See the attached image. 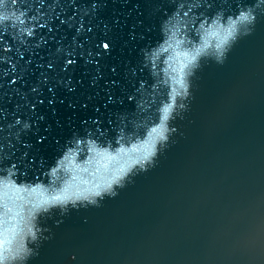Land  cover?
I'll return each mask as SVG.
<instances>
[{"label": "water", "instance_id": "obj_1", "mask_svg": "<svg viewBox=\"0 0 264 264\" xmlns=\"http://www.w3.org/2000/svg\"><path fill=\"white\" fill-rule=\"evenodd\" d=\"M249 7L251 34L223 64L201 59L154 166L99 207L40 216L26 264H264V0H17L35 31L0 26V174L32 183L77 139L143 137L167 98L164 58L145 61L165 20L180 18L190 47L201 22Z\"/></svg>", "mask_w": 264, "mask_h": 264}, {"label": "clouds", "instance_id": "obj_2", "mask_svg": "<svg viewBox=\"0 0 264 264\" xmlns=\"http://www.w3.org/2000/svg\"><path fill=\"white\" fill-rule=\"evenodd\" d=\"M16 6L17 0H0V26L15 25L18 33L31 38L35 28L26 27L31 22L25 20L21 12L14 11ZM256 7L259 8V4ZM184 16L187 17V13ZM178 21L181 22L174 13L161 24L162 42L145 56L147 63H155L161 57L164 58L160 75L161 86L167 89V98L159 104L157 119L145 129L142 138L127 144L117 138L115 147L111 143L101 144L88 137L77 139L71 147L65 148L48 169L47 183L17 182V172L12 167L5 168L3 174H0V242H3L0 243V264H26L33 256L29 244H36L39 239L37 221L40 216L56 208L63 212L78 205L99 207L98 201L105 196H115L114 189L123 188L126 180L131 182L129 177L136 170L144 172L154 166L158 153L165 149L175 132V128L170 127L171 122L187 108L181 101L190 97V78L199 68L201 59L211 58L217 64H223L226 54L237 40L251 34L256 15L251 7L240 10L234 17L225 18L218 13L210 22L204 21L198 25V42L190 47L189 42L180 36L183 31L181 24L179 34L174 31ZM214 33H219L220 39H211ZM169 41L179 43L183 52L189 54L190 62L184 69L182 85L175 82L176 74L168 65L171 57L165 55L172 48ZM165 44L168 46L164 47ZM153 129H157V133L149 138ZM149 139L151 142L146 151L129 159L123 170L104 167L106 161L101 154L115 155L121 148L143 144ZM73 160L76 161L75 166L70 167L69 161ZM33 189L44 190L47 203L34 206V201L27 199ZM57 196L59 199L53 198Z\"/></svg>", "mask_w": 264, "mask_h": 264}, {"label": "snow or ice", "instance_id": "obj_3", "mask_svg": "<svg viewBox=\"0 0 264 264\" xmlns=\"http://www.w3.org/2000/svg\"><path fill=\"white\" fill-rule=\"evenodd\" d=\"M211 39H220V34L219 33H214L211 34ZM207 44V41L205 42ZM177 47H179V43L176 44ZM180 55V54H178ZM184 57V61L180 65L179 70L176 68H172V71L176 73V80L175 82L179 85H182L183 83V72L184 69L187 67V64L190 62L189 54L188 53H183L182 54ZM165 116H166V110H165ZM157 133V129H153L152 132L149 133V138L154 136ZM150 139L145 140L143 144H132L130 148H121L115 155L112 154H101L103 159L106 161V164H104L105 168L108 169H115V170H123V168L126 166L127 161L137 154L146 151L147 146L150 144ZM44 190L40 189H33L30 194L35 195V200H34V206L37 204L43 205L47 203V198L45 195ZM54 199H59V197H53ZM3 243V242H0Z\"/></svg>", "mask_w": 264, "mask_h": 264}]
</instances>
